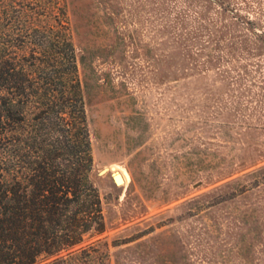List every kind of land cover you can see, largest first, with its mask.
<instances>
[{"label": "rangeland", "instance_id": "rangeland-1", "mask_svg": "<svg viewBox=\"0 0 264 264\" xmlns=\"http://www.w3.org/2000/svg\"><path fill=\"white\" fill-rule=\"evenodd\" d=\"M44 7L75 50L100 264H264V0Z\"/></svg>", "mask_w": 264, "mask_h": 264}, {"label": "trees", "instance_id": "trees-1", "mask_svg": "<svg viewBox=\"0 0 264 264\" xmlns=\"http://www.w3.org/2000/svg\"><path fill=\"white\" fill-rule=\"evenodd\" d=\"M44 2L0 0V264H100L106 217L75 50Z\"/></svg>", "mask_w": 264, "mask_h": 264}, {"label": "bare ground", "instance_id": "bare-ground-1", "mask_svg": "<svg viewBox=\"0 0 264 264\" xmlns=\"http://www.w3.org/2000/svg\"><path fill=\"white\" fill-rule=\"evenodd\" d=\"M110 170L114 174V178L118 184L126 185L130 180V174L125 167L119 164H113L110 166Z\"/></svg>", "mask_w": 264, "mask_h": 264}, {"label": "water", "instance_id": "water-1", "mask_svg": "<svg viewBox=\"0 0 264 264\" xmlns=\"http://www.w3.org/2000/svg\"><path fill=\"white\" fill-rule=\"evenodd\" d=\"M107 171V168H104L102 171H101V174H105Z\"/></svg>", "mask_w": 264, "mask_h": 264}]
</instances>
